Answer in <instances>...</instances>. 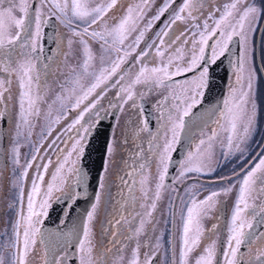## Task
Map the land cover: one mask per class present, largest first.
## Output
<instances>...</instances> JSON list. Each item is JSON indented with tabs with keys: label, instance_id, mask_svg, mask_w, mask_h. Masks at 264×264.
I'll list each match as a JSON object with an SVG mask.
<instances>
[{
	"label": "snow or ice",
	"instance_id": "obj_1",
	"mask_svg": "<svg viewBox=\"0 0 264 264\" xmlns=\"http://www.w3.org/2000/svg\"><path fill=\"white\" fill-rule=\"evenodd\" d=\"M154 3L155 0H138L135 4L124 5L122 0H102L90 7L88 0H0V73L6 74L0 78V121L8 125L14 100L17 109L14 133L9 131L4 136L5 140L12 136L10 146L3 153L9 158L12 170L7 173V163L0 169V196L6 189L11 195L6 211L15 214L10 220L11 233L6 231L0 236L8 241L0 245V264H4V247L11 250L10 264H65L67 251L62 249L61 255L53 250L49 244L51 234L46 233L42 225L54 208V201L63 200L65 208L71 210L84 194L83 189L90 180L85 163L89 137L110 112H123L129 102L131 109L138 110L137 120L131 126L136 150L130 159L136 163L131 171L125 172V176L133 177L131 183L124 176L118 175V179L127 187L132 211L127 216L123 214L127 200L121 190L118 193L121 199L116 202L118 218L109 219L103 229L110 237V246H104L101 251L94 220L102 200L110 195L109 163L113 171L116 170L120 144L113 139L106 148L94 202L71 234L75 237L79 264H119L123 257L117 254L124 251L119 233L126 224V232L131 233L128 239L136 238L137 241L129 264H154L162 239L161 235L152 236L158 223L154 213L161 191L166 188L172 154L182 137H187L191 144L195 132L201 131L195 149L187 151L178 162L179 172L172 180L173 185L190 179V174L207 176L215 171L212 167L214 140L217 129L224 127L222 120L227 132L224 157L234 153L243 157L257 128L259 78L254 37L260 20L264 19V0H181L179 4L177 0H161L155 13L148 17ZM166 13L168 17L162 26L148 36ZM51 20L68 30L67 34L54 33L53 41L60 46L59 56L70 58L73 45L78 41L83 46L82 75L91 80L86 86L82 85L78 73L61 85L66 95L56 97L60 102L57 115L52 116V105H49L48 130L42 133L39 143L30 144V158L21 163V140L28 141L31 137L34 127L31 118L40 115V89L51 75V57H47L50 63H45L43 69L39 67L44 53V27ZM180 23L184 24L183 28L179 27ZM13 26L15 33L11 31ZM130 37V42L126 43ZM234 37L239 40V53L233 64L236 86L229 88L221 104L198 114L193 110L203 105L206 92L212 87L214 67L225 57ZM89 40L99 43L103 53L100 57L103 66L98 72H89L94 59ZM13 81L18 83L16 96L13 95ZM68 83L73 86L68 88ZM138 86L142 89L140 92H137ZM157 90L162 98L152 105L156 124L153 131L144 112L143 98ZM70 113H76L71 122L48 140L52 137L53 125L67 120ZM205 114H218L219 117L217 128L206 138L203 126L207 121L199 118ZM144 133L148 136L147 149L142 143H136ZM44 141H48L47 148ZM258 157L254 166L249 167L252 161H248L239 172L233 171L235 183L198 199L199 193L192 191L199 184L197 180L185 188V197L177 195L170 201L173 228L176 204H183L179 264H264V232H253L256 223L264 225V154ZM122 162L127 166V161ZM32 169L31 186L26 191ZM150 169H154L157 176L154 193L148 188ZM46 175L48 180H45ZM229 179L221 177L225 183ZM237 183L238 194L226 224V235L222 236L218 223L206 230L202 218L216 210L215 219L219 221L218 205L222 202L218 197L230 194ZM137 185L139 195L134 191ZM138 201L147 203L145 211L136 210ZM145 203H139V207L145 208ZM141 236L146 238L144 247L147 249L143 262L140 259ZM149 238L154 243H149ZM174 243L175 238H170L169 245ZM246 244L245 254L241 248ZM67 246L65 244V248ZM169 252L172 264H176L175 248L165 251L166 259Z\"/></svg>",
	"mask_w": 264,
	"mask_h": 264
},
{
	"label": "rangeland",
	"instance_id": "obj_2",
	"mask_svg": "<svg viewBox=\"0 0 264 264\" xmlns=\"http://www.w3.org/2000/svg\"><path fill=\"white\" fill-rule=\"evenodd\" d=\"M137 2H138V0H122V4H124V5L135 4ZM160 4H161V0H155V3L152 5V7L150 8V10L148 12V17H150L151 15H153L155 13L156 7H158ZM17 16H19L18 12H17ZM146 19H147V17H146ZM166 19L167 18H165V20ZM179 27L183 28L184 24L180 23ZM11 31L13 33H15L16 29L14 26L11 28ZM149 33L147 35H149ZM130 40H131V37L129 38V41H126V43L130 42ZM141 45L143 48L144 45L143 44H141ZM82 47H83L82 45L77 44L76 50H77L78 54L76 55L77 57L75 58V61H74L75 65H73L71 70L68 69V71H63L61 76L59 75L60 70H58L59 68H58L57 64L55 63V50L51 56V58H52L51 69H50L51 75L49 76V78L46 81L47 87L45 89L46 94H48V96L46 97V100H45V108L43 111L44 117L43 116L41 117V122H45L46 129H45V131H42V132L40 131L41 134L43 132H45V134H46V132L48 130L49 121L46 118V114L49 112V105H52V116L55 117L57 115L56 110L60 107V102L56 101V97L58 94L59 95H66V93L61 88V85L65 84L67 81L73 79L78 73L81 74L80 83L82 85L86 86L88 83H90L91 78L90 77H84L82 75V69L80 67L82 62H83ZM91 50H92L94 59H93L91 66L89 68V72H93V71L98 72L99 69L103 66L101 64V60H100V57L103 55V53L97 44H95ZM72 64H73V62L71 63V65ZM4 76H5V74L0 73V78H2ZM246 76H247V73L245 72V79H246ZM66 86L68 88H71L73 85L68 83V84H66ZM230 87H233V86L231 84H229L228 90ZM141 90H142L141 87L138 86L137 92H140ZM111 95H112V93L110 92L109 98H111ZM144 98L149 100V102L153 105L158 99L162 98V95H161V92L159 90H157V91H154L153 93L145 96ZM54 101H56V103H53ZM65 103H68V101H65ZM104 104H105V107H107V101H104ZM130 104H131V102H129V105H125L124 111L119 112V115L117 117V121H116V124L114 127V131H113V134L111 137V141H110V142H112V140L115 139L117 141V143L120 144V152H119V155L116 157V160H117L116 170L113 171V165L111 163H109V165H108L109 172L107 173V175L109 176V181H108L109 189H108V191H109L110 195L108 197H105L102 200V204L100 207H98L97 213H96V219L94 220V231H95L96 238L99 241V244L101 245V251H103L104 246H110L109 245L110 237L103 232V229L106 226L107 221L109 219H112L114 217L118 218V214H117L116 210L119 208V205H117L116 202L121 199L120 196L118 195V193L121 190H123L124 197L127 200L126 208H125V211L123 212V214L125 216H127L128 212L132 211V202H131L127 187L121 185V182L118 179V175L124 176V178L126 180H128L129 183H131L133 177L125 176V172L131 171L132 166L136 163L134 160L130 159L131 154L136 150L134 143H133V136L131 134V126H132V123H134L137 120V111L138 110L131 109ZM260 112L262 115L264 114V106L263 105L260 106L258 104V113H260ZM75 115H76V113H72L69 116H73V118H74ZM72 119H67V120L62 119L57 125L58 129L56 130V128H53L54 131L52 133V137H49L48 140H51L58 133H60L61 130L68 123H70ZM10 123L11 122H9V125H10ZM221 123L224 125V127L217 129V135H216L215 140H214L212 167L215 169V171L212 172L211 174L207 175V176H205V175L197 176L196 174H190V176L191 177H199L202 179H211V180H214V179L215 180H221V177L230 178V179L228 180V183L222 182V183L217 184V185L210 184L212 182H205L204 180H202L201 183L197 184L196 187H194L192 189L193 192L199 193L198 199H203L212 190H219L223 187H227L228 184H230V183H235L236 178L233 176V171L235 170V171L239 172L240 168L242 166H244L245 164H247L249 161L248 158L244 159L245 156L248 154L247 150H248L249 146L247 147V150L245 151L243 157H241L240 153H234L233 155L229 156L228 158L224 157L223 153L225 151L227 132L225 131V127H226L225 121L222 120ZM259 125L261 126V123H259ZM155 127H156V124L154 126L153 131L155 130ZM216 128H217V125H216V123H214V124H212V126H210L208 128V131H210L212 133V130L216 129ZM39 129H38V127H36L35 130L31 131L32 134H31V137L28 141L21 140V145H22V147L20 149V151H21V163L24 162L25 158H30V156H29V153L31 151L30 144L37 143L36 140L38 139L37 133H38ZM8 130L14 133L15 125L9 127ZM32 138L36 139L35 143H33ZM147 139H148L147 133H144L141 135L140 139L138 141H136V143H142L144 148L147 149V146H148L147 145ZM11 140H12V136L10 135V136H8L9 144L7 147L10 146ZM125 140H127L126 144L123 143ZM47 143H48V141H45V143H44L45 148H47ZM0 144H1V133H0ZM194 149H195V146H193L191 148V150H194ZM41 151L43 153V149ZM4 160L7 161L6 162L7 163V173L10 174L11 170H12L11 169V163L9 161V158L3 155L2 149L0 147V169L5 168ZM122 161H127V166H125V164ZM38 163L42 164L43 161H38ZM219 165H221V166H219ZM249 167H251V166H249ZM50 171H52L51 166H50ZM149 171L152 173V175H151V178H150V181L148 184V188L151 190L152 193H154L155 185L157 183V176H156L154 169H150ZM178 172H179V170H178ZM178 172L176 174V177L178 175ZM33 174H34V169L29 171V178H28V181L25 185L26 191L28 189H30L31 178H32ZM48 179H49V176L46 175L45 180H48ZM4 182L7 183V181H4ZM193 183L194 182H191L188 185L193 184ZM177 184H181V183L178 182ZM138 188H139V186L137 185L134 188V191H137V193L139 195ZM174 188L176 189L175 185L172 184L170 186H166L165 189H162L161 199L157 202V211L154 213V217L158 221V223L156 224L155 231H154V233H152V236H155V235H161L162 236V239L160 241L161 247L159 249H156V251H158V253H159V260H158L157 264H172L171 252L168 253L167 259L164 256L165 251L167 249H169L170 247L175 248L176 264H179L180 234H181V227H182L181 209L183 208V204L179 203V202H178L177 207H176V216H175V237H174L175 243H174V245H169V240H170V238H172V233L170 232V226H169L170 208L172 206L170 204V201L174 198V196L176 194V191L175 192L173 191ZM238 188H239V184L237 183L236 187L233 188V191L230 194H228L227 196L220 195L218 197V199L222 202L220 205H218V213H219V216L221 218H222L223 201L228 198L231 200L229 202V207H228V220H229V218L231 216L232 209L234 207L236 196L238 194ZM180 196L181 197L186 196L185 189H183ZM10 200H11V195L7 192L6 189L3 190V195L0 196V236H2L6 231L9 234L11 233L10 220L14 219L15 214L6 211L7 205L9 204ZM139 203H145V202L144 201H138L137 206H136V210L141 211V212L145 211L147 208V203H145V208H140ZM148 203H150V201ZM256 203H259V200H256ZM216 215H217V211L214 210L213 212H211L209 214V216L202 218L201 223H202V226L206 230L210 229L213 223H218L219 224V230H220L221 218L219 219V221H217L215 219ZM127 228H128V225L127 224L124 225L120 229V233H119V237L123 241V245H124V251L122 253L117 254V255H120L123 257L122 260H119V264H129V260L131 259L132 250H133V248H135L136 242H137L136 238L128 239V237L131 236V233L126 232ZM262 232H264V230ZM139 242L141 245L140 259H141V262H143L144 253L147 251V249L144 247V244L146 242V238L144 236L139 237ZM148 242L154 243V240L149 238ZM7 243H8L7 239H0V245H6ZM10 251L11 250L8 249L7 247H4L2 249L4 264H10V257H9ZM67 253H68V256L65 259V264H70L68 262L69 259L74 260V262H75V260H77V264H79V259H78L77 254H76L77 259H75L73 257L74 252H68L67 251ZM244 253L246 254L247 251ZM94 255H95V253H94Z\"/></svg>",
	"mask_w": 264,
	"mask_h": 264
},
{
	"label": "water",
	"instance_id": "obj_3",
	"mask_svg": "<svg viewBox=\"0 0 264 264\" xmlns=\"http://www.w3.org/2000/svg\"><path fill=\"white\" fill-rule=\"evenodd\" d=\"M178 1L179 0H177V2ZM164 17H162L161 20ZM54 33L55 23L54 20H51L45 27V38L43 40L45 44L46 57L48 56L49 51L53 46ZM188 75H191V73H189ZM228 75L229 70L225 66L217 64L214 67V70L212 72V87L208 92H206L203 105L194 109V112L198 114L204 113V110L210 108V106L221 104L223 98L225 97ZM143 107L145 114L148 116V119L151 122V127L153 130L155 125V115L145 99H143ZM117 113L118 112L113 111L110 113L109 117L107 115L102 120V122L94 129L93 133L89 137L90 143L87 148L85 163L88 166L87 170L89 172L90 180L88 185L83 189L84 194L78 201H76L72 205L71 210L65 208L63 200H61L59 203H56L54 201V208L50 210L49 216L45 219L44 224L42 225L43 230L46 233L51 234L49 236L50 246L54 251L60 252L61 255L63 254V251H61L62 249L69 251L75 250V237L71 234L74 229L78 227L80 220L82 219L86 211L90 209L91 204L94 202V196L97 191V181L103 170L104 160L106 159L105 152L107 145L110 143L111 135L113 133V128L117 118ZM217 115L208 116L207 114H205L199 117L200 119L207 121V123L203 126V130L205 129V127H207V125L211 124L214 121ZM200 132L201 131L198 129L193 135L192 140H194ZM190 145L191 144L188 142L187 137H182L180 144L176 146V151L172 154V164L169 168L168 177L165 181L166 184L171 183L175 172L178 169V162L185 156L186 152L189 150ZM180 187H182V185ZM65 212H67L68 214L66 215ZM226 223V213L223 212L222 227L220 230L222 236L225 235ZM263 229L264 225L256 223L253 232L261 233ZM65 244L68 245L67 248H65ZM247 247V244L242 246L241 252H246ZM49 259H51V257H49ZM71 262L75 264L74 260H71ZM155 262L156 260L154 261V264Z\"/></svg>",
	"mask_w": 264,
	"mask_h": 264
},
{
	"label": "flooded vegetation",
	"instance_id": "obj_4",
	"mask_svg": "<svg viewBox=\"0 0 264 264\" xmlns=\"http://www.w3.org/2000/svg\"><path fill=\"white\" fill-rule=\"evenodd\" d=\"M180 1L181 0H179L177 2V4ZM99 2H102V0H88V4H89L90 7H94L95 4L96 3H99ZM167 16H168V14L166 13V16L162 20L156 22L154 28L152 29V31L149 33L148 36H151L156 30L159 29L160 26H162V24H163L165 18H167ZM54 23H55V32L59 31V32H64L65 34H67L68 30L66 28H64L63 25L59 24L55 20H54ZM45 27H44V32H45ZM134 35H135V33L133 34V36ZM254 41H255V67L257 69V76L259 78L258 79V85H257V102H258V104L260 106L261 105L264 106V19H261L260 22H259V26H258L257 32L255 34ZM42 43H43V46H44V53H43V55L40 58L41 59V63L39 64V67L41 69H43V65L45 63H49V61L47 60V57H51L52 54H53V52H54V50H55V63L57 64V66L59 68L58 70H60L59 75L61 76V74L63 73V71H68V69L69 70L72 69L73 65H75L74 61H75V58L77 57L76 55L78 54V52L76 50V46H77V44H79L78 41L76 43H74V45H73V54L68 59H65V58L59 56L60 46H58L57 43H53V46L50 49L48 56L46 57V55H45L46 54L45 44H44L43 41H42ZM210 43H211V41H210ZM95 44H97L99 46V43H97L96 41L89 40V46H90L91 49L93 48V46ZM141 48H142V45H141ZM238 53H239V40H238V38H235L234 37L233 40H232V42H231V44H230V46H229V51L226 53L225 57H221V59L217 62V64L223 65V66H225L229 70L228 82H227V86H226L225 97L227 96L228 91H229L228 90V85L231 84L233 87L236 86L235 85V70L233 68V64L236 61V58H237ZM57 62H59V64ZM72 62H73V64L71 65ZM259 67L261 68V70H260ZM244 76H245V74H244ZM46 87H47V85H46V82H45V83L42 84V87L40 89L41 99L38 101V107H39V110H40V115L39 116H33L31 118L32 123L34 124V127L32 128L31 131L35 130L36 127H38V129L40 128L39 131H38V133H37L38 139L36 140L35 138H32L33 143H35V140L37 141V143H39L41 141V135H42L41 132L42 131H45V129H46L45 122H41V117L44 115V112L43 111H44V108H45V100H46V97L48 96V94H46V90H45ZM17 88H18V83L16 81H13V89H14L13 95L14 96L18 95V92L16 91ZM143 99H145L147 101L148 105L153 110L152 104L149 102V100H147L146 98H143ZM16 110H17L16 109V101L14 100L13 101V106L11 108L12 117H11V119L9 121V122H11L10 125H9V123H8V125H5L2 121H0V133H1V144H0V147H1L3 153H4L5 148L9 144L8 138H7V140H5L4 136H5V133L6 132H9V130H8L9 127L15 125V123H16V116H15ZM110 113L108 114V117H109ZM70 114H72V113H70ZM118 115H119V112L117 113V117H118ZM73 116H69L67 119H72ZM217 118H218V115L214 119V121L211 124L207 125V127H205V129L203 130V136L205 138L207 136H210L212 134L210 131H208V128L210 126H212V124L216 123ZM116 121H117V118H116ZM259 123H261V126L259 125ZM115 124H116V122H115ZM57 125L58 124H54L53 125V128H56V130L58 129L57 128ZM114 127H115V125H114ZM113 131H114V128H113ZM43 133L45 134V132H43ZM111 137H112V135H111ZM199 139H201V132L195 137V139L193 140V143H191V145L189 147V150H191V148L193 146H195V143H197L199 141ZM110 141H111V139H110ZM44 143H45V141H44ZM248 146H249L248 147V150H247L248 154L245 156L244 159L248 158L249 161H252V164H250L248 166H254V164L258 162V158H259L258 157V154H264V114L262 115L261 112L258 113V116H257V128H256V132L253 135V137L251 138V140L249 141ZM254 156L257 157L256 160H253L252 159ZM6 162L7 161L4 160V164H6ZM221 165H219V166H221ZM178 170L179 169L176 170L173 179H175ZM197 180L199 181V183H201V181L204 180L205 182H212L210 184H215V185L224 182L223 180H215V179L214 180H211V179H202V178H199V177H191L190 179L185 180L181 184H175V187H176V194H175V196L177 194L180 196V194L182 193L183 189H185L186 186L189 183L195 182ZM172 184L173 183L171 181V183L170 184H166V186H170ZM181 185H182V187H180ZM230 201L231 200L228 199V198L223 201L222 216H223V212H225L226 213L227 222H228V207H229V202ZM177 204H178V202H177ZM177 204H176V207H177ZM169 226H170V232L172 233V237H175V227L173 228L171 213H170ZM221 227H222V218H221ZM220 230H221V228H220ZM65 251L74 252L73 257L75 259H77V257H76V254L77 253H76L75 250H73V251L65 250ZM158 260H159V255L156 258L155 264H157ZM68 262L70 264H72L71 263V259H69ZM75 264H77V260H75Z\"/></svg>",
	"mask_w": 264,
	"mask_h": 264
}]
</instances>
